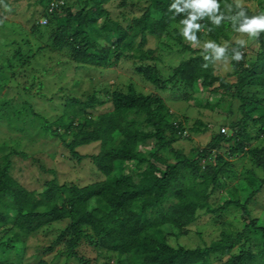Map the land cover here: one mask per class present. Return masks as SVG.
I'll return each mask as SVG.
<instances>
[{"label": "trees", "instance_id": "obj_1", "mask_svg": "<svg viewBox=\"0 0 264 264\" xmlns=\"http://www.w3.org/2000/svg\"><path fill=\"white\" fill-rule=\"evenodd\" d=\"M21 1L0 0V28L10 29L8 50L0 48V94L10 83L25 90L21 100L0 97V264H16L18 244L26 252L31 238L52 229L43 240L54 255L35 264H264V208H253L264 194V28H246L264 20V0H251L256 9L237 0L206 7L198 0H37L34 40L6 20ZM238 32L253 33L254 55ZM150 37L157 47L146 46ZM49 45L54 54L43 64ZM164 53L181 58L168 64ZM226 59L231 70L220 74L216 61ZM123 60L154 89L140 90L129 76L125 86L74 93L78 69L104 72ZM42 76L56 77L58 91L49 95ZM166 92L222 116L218 129L180 117ZM55 95L62 103L50 119L31 99ZM206 133V145L189 153L180 146ZM39 137L60 138L72 157L91 160L98 178L60 183L55 175L41 190L23 185L13 158H33L20 143L32 147ZM92 143L97 152H80ZM244 158L253 167L230 185L233 160ZM232 210L238 224L228 218ZM212 226L221 227L213 236ZM192 232L198 242H185Z\"/></svg>", "mask_w": 264, "mask_h": 264}, {"label": "rangeland", "instance_id": "obj_2", "mask_svg": "<svg viewBox=\"0 0 264 264\" xmlns=\"http://www.w3.org/2000/svg\"><path fill=\"white\" fill-rule=\"evenodd\" d=\"M21 1V0H19ZM239 2H243L246 4H249L253 9H256V3L251 0H237ZM21 3L23 5H18L16 7V10L13 11L10 15V12L7 13L6 20L8 21V24H10V21L14 23H18V25L23 26L24 29L27 30L26 33H28L29 38L34 40L33 35L31 34V26L32 22L34 21V15L41 12V5L37 3V0H22ZM126 13L128 15H133V12H130L129 9H125ZM114 16L118 15V10L115 7L114 10ZM118 13V14H117ZM8 26L4 28H0V48L4 46L5 42H7V39L4 38V35H7L8 31L10 29ZM17 26L12 27L15 29ZM9 34V33H8ZM46 40V37L43 38ZM235 39L240 40L244 42L247 46L246 51L248 53V57L251 55H254L258 49V44L255 41L254 35L252 32L249 33H237L235 35ZM44 41V40H43ZM45 42H48L47 40ZM41 44H45L41 41ZM198 44H194L196 47ZM45 49V51L41 54L40 62L43 64L46 62H49V56L53 53V47L49 45ZM147 47H157V40L156 38L150 37L147 42ZM9 47H2V51L8 50ZM61 52V51H60ZM56 53V52H55ZM58 54V53H57ZM61 56V54L59 53ZM1 56V54H0ZM1 58V57H0ZM181 57H179V54H168L164 53V59L165 62L168 64L176 63ZM128 61H121L119 62V65H116L114 67H109L108 69H105L104 72H101L94 68H80L76 72V75L74 77H77V86L76 91H72V93H76L77 96H82L83 93H89L93 88L94 89H103L105 86H112L115 83H118L120 86H125L128 83L129 76H132L136 84L138 85V88L143 91H152L154 87L147 81L143 80L138 74L134 72V70L130 69ZM216 67L217 71L220 74H227V72L230 69L229 60H217L216 61ZM42 78L45 81L46 89L45 91L49 93H54L58 91L59 81L56 77L51 76H42ZM73 80V79H72ZM16 82V81H14ZM72 84V81L70 82V85ZM11 86H13L11 88ZM14 83H10L9 87L4 89V92L0 94V97L2 95H6L10 98H14L16 100H21V94L25 95V90L22 88V86H15ZM21 92V93H20ZM58 95V94H57ZM54 96V100L49 101L47 97L42 96H35L31 100H33L35 104V108L48 116V118L53 119L55 117V114L57 111L54 109V105L58 106L59 103H62V100L60 97ZM164 96H166L167 101L170 105V108L176 112L180 117H183L184 115H188L190 117V122L193 121L194 117H202L205 121L210 122L215 129H218L220 122L222 121V116L216 115L215 112H212L208 109H203L202 107L197 106H191L190 103L182 98V97H176L178 95H175L171 92L164 93ZM203 96H205L203 94ZM25 97V96H24ZM196 103V102H195ZM194 104V103H193ZM111 106V103L108 102L107 104L101 106L98 108L99 112L104 111L107 108ZM186 113V114H184ZM7 127V126H6ZM4 127L3 131L5 132L6 136L12 133ZM2 130V129H0ZM14 135V133H13ZM193 140H183L180 143V146H182L186 153H189L190 149L193 146H204L207 144V142L210 139V134L206 133L201 136H193ZM39 137L38 140L35 141L34 145L30 147L29 145H26V142L20 143V146L25 149V151H29L33 154L32 157L23 158L21 156H15L13 158V161L15 163L13 173L15 177L25 186L41 190L44 187V183L46 179H50L57 176V179L60 183L69 181V182H79L82 184H86L92 181H95L98 178V175L94 173V165L92 164L90 159H83L81 161L77 160L76 157H72L69 150L66 148L64 142L58 138V137H51L44 139ZM264 143V137L262 138L261 144ZM99 143H92L87 146H83L79 148L81 153H94L99 150ZM39 158L40 160L36 162V158ZM1 160V159H0ZM43 165L45 169H42L40 166ZM253 165L249 158L244 159H234L232 168L234 170L233 175H230L228 178V183L230 185L235 184L239 177L244 172L252 168ZM50 169H54L56 171L55 173H52L49 171ZM215 198V197H214ZM221 202V201H220ZM253 208L255 209V212H260L264 208V194H260L255 202H253ZM262 214V212H261ZM264 218V214L261 215ZM228 218L230 221L234 222L235 224H238L240 221V214L236 210H232L228 213ZM200 222L207 223L205 218L203 217ZM58 227V226H57ZM196 228V227H194ZM53 230V229H52ZM46 234L45 231L39 232L36 234L33 238L30 239V244L32 245L30 248L24 252L23 245L18 244L16 247V253L13 257V261L16 264H35L41 257H46L51 259L54 255V253H47L45 246L47 247L48 241L46 240L47 237L52 236L54 234V231H52ZM221 230L220 226H212L207 229V233L210 232L211 235H216ZM207 235V234H206ZM43 237H46V239L43 240ZM188 237L185 238V242L192 243V241L198 242V235L194 232L191 233ZM46 240V242H45ZM209 240V238H207ZM43 243V245L40 244ZM36 244L38 247H41L40 251H35ZM194 244V243H192ZM45 245V246H44ZM61 263L58 264H65L66 261L64 259L60 260ZM56 264V262H55ZM73 264V263H71ZM216 264V263H214Z\"/></svg>", "mask_w": 264, "mask_h": 264}, {"label": "clouds", "instance_id": "obj_3", "mask_svg": "<svg viewBox=\"0 0 264 264\" xmlns=\"http://www.w3.org/2000/svg\"><path fill=\"white\" fill-rule=\"evenodd\" d=\"M209 3H211V0H198V4L201 7H206ZM246 28L248 30H252L254 28H264V20L254 19L246 25Z\"/></svg>", "mask_w": 264, "mask_h": 264}]
</instances>
